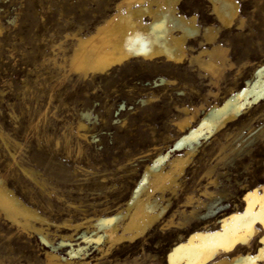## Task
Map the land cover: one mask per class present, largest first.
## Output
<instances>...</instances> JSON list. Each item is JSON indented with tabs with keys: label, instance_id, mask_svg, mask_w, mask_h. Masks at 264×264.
<instances>
[{
	"label": "rangeland",
	"instance_id": "rangeland-1",
	"mask_svg": "<svg viewBox=\"0 0 264 264\" xmlns=\"http://www.w3.org/2000/svg\"><path fill=\"white\" fill-rule=\"evenodd\" d=\"M118 1L0 0V177L44 219L34 226L50 240L13 224L0 211V264H47L46 252L73 261L85 257L91 264H166L179 235L205 226H164L172 216L179 220L180 210L191 209L183 201L188 195L200 197L205 172L212 169L219 179L216 190L228 195L222 201L225 211L212 217V224L232 214L249 188L264 185V95L248 96L245 113L235 123L217 133L204 128L197 141L177 147L189 128L197 130L205 109L232 92L264 83V70L258 76L264 67V0H235L240 16L216 39L229 49L219 79L191 60L203 37L189 42L188 57L179 64L134 59L103 75L72 73L67 60L73 36L92 32ZM180 10L196 16L202 28L220 26L206 1L182 0ZM188 116L194 119L181 131L177 122ZM189 147L195 150L176 188L177 199L170 197L168 214L153 230L115 244L105 256L95 241L82 238L87 228L75 231L85 218L112 214L123 205L148 165L161 166L163 158L166 167ZM66 222L73 225L66 229ZM78 248L88 253L85 249L71 258Z\"/></svg>",
	"mask_w": 264,
	"mask_h": 264
},
{
	"label": "bare ground",
	"instance_id": "bare-ground-1",
	"mask_svg": "<svg viewBox=\"0 0 264 264\" xmlns=\"http://www.w3.org/2000/svg\"><path fill=\"white\" fill-rule=\"evenodd\" d=\"M197 1H206L210 4L209 14L217 19L219 27L216 29L211 26L200 27L196 16L187 17L180 10L182 0H119L116 5L114 4V12L92 32L85 36H73L74 41L67 60L70 71L86 78L106 74L134 59L153 61L163 58L167 62L179 64L187 56L189 42L197 37H203L202 48L197 55L191 57V60L198 63L200 68L214 79H219L229 63V49L218 44L216 39L222 28L233 26L239 18V4L235 0ZM262 68L257 69L258 76L263 74L264 67ZM258 83L253 86L251 84L250 90L246 88L232 92L221 104L215 103L205 109L197 130L189 128V132L179 139L180 142L177 141V147L197 141L204 133V128L209 130H206L207 132L217 133L229 124L235 123L245 113L248 96L253 95L252 99L257 100L264 95V83L261 86ZM258 86L261 90L257 92ZM182 110L187 111L186 108ZM83 116L89 117V114L85 113ZM193 119L194 116H188L179 120L177 124L180 130L184 131ZM80 127L85 125L81 124ZM194 150L193 147L183 155L174 156L166 167H163L165 165L163 158L159 159L161 166L155 162L154 165H148L142 181L136 185L131 197L127 198L123 205L112 214L85 218L83 222L74 225L75 231L80 233L82 228H87V231L82 232V238L87 242L95 241L103 256L108 254L115 244L143 237L160 223L163 216H166L164 214L172 198L177 199L176 188L179 187L181 175L189 165ZM221 159L223 160V157ZM26 172L29 173L27 170ZM205 173L206 184L201 189L200 197L206 199L202 200L194 194L186 196L183 207L191 209L180 210L183 219L176 221L172 216L169 220L167 218L165 225L163 224L173 229L187 228L192 223H196V226L203 223L205 226L202 230L196 229L187 237L179 235L178 242L167 254L166 264H264V185L257 184L249 188L241 199L238 198L239 204L234 201L235 210L232 214L222 215L212 224V217L225 211L222 201L228 195L227 190H216L219 179L212 177V169ZM261 180H264V177H261ZM212 187L213 189L215 187L214 191ZM0 211L13 224L25 230L29 228L36 230L43 240L50 243L46 232L45 236L43 234L44 229L34 226V222H43L44 219L35 209L25 205L15 196L1 177ZM64 225L67 229L73 224L66 222ZM85 225L87 227H83ZM210 227L212 229H209ZM89 233L92 234L91 237L88 236ZM61 244L62 246L65 244L64 236ZM107 245L109 247L105 249ZM85 249L72 251L71 258L81 257ZM85 253H88V250ZM45 255L47 264H91L85 257L73 261L61 257L57 252H46Z\"/></svg>",
	"mask_w": 264,
	"mask_h": 264
}]
</instances>
